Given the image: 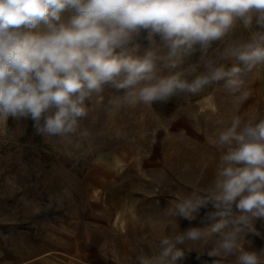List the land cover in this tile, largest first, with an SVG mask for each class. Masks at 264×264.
Returning <instances> with one entry per match:
<instances>
[{"label":"clouds","instance_id":"obj_1","mask_svg":"<svg viewBox=\"0 0 264 264\" xmlns=\"http://www.w3.org/2000/svg\"><path fill=\"white\" fill-rule=\"evenodd\" d=\"M237 28L250 35L225 44ZM197 52L200 60L190 62ZM262 64L264 0H0V122L31 119L37 135L76 151L89 144L81 122L106 89L123 90L108 99V111L198 95L220 82L242 104L244 78ZM214 135V179L165 214L191 219L211 202L215 222L164 236L138 264H181L189 242L204 241L215 264L264 259V250L244 246L253 221L264 218V115H234ZM63 199L56 196L58 206Z\"/></svg>","mask_w":264,"mask_h":264},{"label":"rangeland","instance_id":"obj_2","mask_svg":"<svg viewBox=\"0 0 264 264\" xmlns=\"http://www.w3.org/2000/svg\"><path fill=\"white\" fill-rule=\"evenodd\" d=\"M252 30L260 29L254 23ZM249 35L237 28L225 44ZM199 60V52L190 58ZM244 79L248 99L242 104L220 82L198 95L108 111V99L123 90L106 89L81 122L91 137L79 151L58 137L37 135L31 119L0 122V264H138V256L159 251L164 236L214 223L211 202L191 219L165 210L214 179L220 155L214 133L222 121L264 115V64ZM253 227L244 246L259 252L264 218ZM209 247L208 241L189 242L181 264H215Z\"/></svg>","mask_w":264,"mask_h":264}]
</instances>
